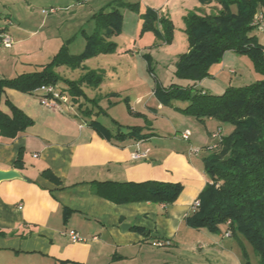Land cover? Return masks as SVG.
<instances>
[{"label": "crops", "instance_id": "0c3cea01", "mask_svg": "<svg viewBox=\"0 0 264 264\" xmlns=\"http://www.w3.org/2000/svg\"><path fill=\"white\" fill-rule=\"evenodd\" d=\"M233 72L216 64L210 69V79L228 88ZM8 91L2 109L10 114L4 104ZM14 96L11 100L34 125L12 141L0 138V170H16L22 176L0 183V231L4 232L0 234V264H181L182 253L187 264H213L211 247L217 241L195 239L197 230L188 226L186 217L212 183L199 162V151L207 141L220 140L211 137L222 128L220 123L199 121L205 134L193 135L187 128L192 135L184 140L186 147L154 145L159 135L153 123L144 131L152 134L149 138L108 139L81 116L69 95L68 103L57 108L42 105L35 94ZM146 107L155 117L165 108L158 101ZM108 130L116 134L118 127ZM21 150L23 168L16 169ZM136 154L146 157L136 159ZM47 170L59 184L43 176ZM145 182L180 184L183 191L168 206L114 200L130 196L126 185ZM99 184H105L99 188L112 198L96 193ZM70 231L82 241L72 242L66 235ZM158 242L165 245L160 247Z\"/></svg>", "mask_w": 264, "mask_h": 264}, {"label": "trees", "instance_id": "16d2710c", "mask_svg": "<svg viewBox=\"0 0 264 264\" xmlns=\"http://www.w3.org/2000/svg\"><path fill=\"white\" fill-rule=\"evenodd\" d=\"M199 1L202 5L215 7V10L193 13L185 19L188 51L179 57L176 74L188 84H173L169 88L155 90L154 94L161 106L172 108L186 117L200 122L212 119L232 127L229 134L221 136L213 153L202 160L204 171L212 183H208L201 192L200 206L186 217V223L195 230L206 229L211 233H217L221 225L228 224L233 234L240 232L246 237L258 255L259 263L264 264V47L252 35L253 18L259 10L264 11V0ZM120 8L138 12L137 4L120 2L102 9L95 16L94 33L87 37L84 53L74 56L67 47H63L42 71L13 79H0V138L12 141L34 125L33 119L8 99L4 104L10 114L2 109L6 90L32 95L42 86L58 84L61 77L55 68L66 66L79 70L93 57L116 53L118 44L112 39L122 33L124 24ZM141 18L142 32L159 34L157 26L170 30L168 22L156 11L148 9ZM0 32L4 33V29ZM170 36L166 38L167 43L172 41V34ZM230 51L249 56L263 78L247 86H229L221 95L208 94L199 89L198 84L211 77V67L220 64ZM102 82L100 72L90 71L77 81H65L68 88L63 89L68 91L72 100L79 101L86 97L84 85L96 87ZM175 101L187 105L185 108L175 107ZM84 114L86 118H92L90 112ZM150 124L147 121L145 126L129 127L127 131H122L118 126L116 134H113L101 123L93 119L89 122L102 137L118 140L149 138L152 134H145L144 131L150 128ZM23 154V150L18 154L14 164L16 169L23 168ZM43 176L56 184L60 183L49 170L44 171ZM104 185L99 184L96 193L112 198L99 188ZM126 186L130 188V196L126 200H114L119 203L143 201L168 206L174 204L183 191L180 184L162 182ZM0 234L4 232L0 231Z\"/></svg>", "mask_w": 264, "mask_h": 264}, {"label": "rangeland", "instance_id": "374dc122", "mask_svg": "<svg viewBox=\"0 0 264 264\" xmlns=\"http://www.w3.org/2000/svg\"><path fill=\"white\" fill-rule=\"evenodd\" d=\"M116 2L137 4L138 7L137 13L120 8L124 24L122 33L112 39L118 44L116 53L93 57L79 70L66 66L55 68L61 77L55 86L57 89L68 88L65 81H77L90 71L100 72L103 79L100 85H84L86 97L79 101L71 99L87 122L93 119L108 129L119 126L122 131H127L129 127L145 126L148 121L150 126L153 123L154 131L159 135L154 145L186 147V141L182 139V134L188 131L186 129H190L193 135L205 134V126L168 107L155 117L146 105L157 104L158 98L154 94L157 89L169 88L173 84L187 86L188 83L176 74L179 57L188 51L185 19L193 13L215 10L211 5H202L199 0H0V30H6L0 32V37L7 35L13 40L11 47H0V79L42 71L63 47L74 56L84 53L87 37L94 33L95 16ZM148 9L163 16L172 31L157 26L159 34L142 32L141 15ZM171 34L172 41L167 43L166 38ZM252 35L264 47V34L254 29ZM221 63L226 71H234L231 73L233 87L251 85L263 78L245 54L230 51ZM202 84L199 89L212 95H221L227 89L210 78ZM13 94L18 99L29 98L28 94L10 90L8 100L14 105ZM174 105L185 108L187 104L175 101ZM85 112H90L92 118H86ZM219 129L221 135H227L232 127L222 125ZM217 131L211 134L212 138ZM219 142L207 141L206 148L198 150L201 153L199 162L211 155L213 146ZM228 226L221 225L217 233L206 229L194 231L197 240L217 241L218 244L211 247L214 249L210 258L213 264H260L252 244L240 232L233 234ZM187 261L182 253L180 263L187 264Z\"/></svg>", "mask_w": 264, "mask_h": 264}, {"label": "built area", "instance_id": "2783aa9c", "mask_svg": "<svg viewBox=\"0 0 264 264\" xmlns=\"http://www.w3.org/2000/svg\"><path fill=\"white\" fill-rule=\"evenodd\" d=\"M254 29L260 33L264 34V11L259 10L254 18L252 23ZM13 44V40L7 36L4 35L3 37H0V47H11ZM35 95H37L40 98V102L42 105L49 107V108H57L61 103H68L69 97L66 93L61 91L60 89H57L56 86H42L38 88L35 92ZM221 129H218L217 133L213 135L214 139H220L221 138ZM191 136V133L189 131H186L182 134V139L189 140ZM213 148H216L213 147ZM198 153V150L196 151ZM141 157H146V154H136L134 158L139 159ZM200 206L199 200L195 202L193 206V210L197 209ZM70 240L74 243L81 242L82 239L80 236L74 232L70 231L66 234ZM158 246L163 247L165 244L163 242H158Z\"/></svg>", "mask_w": 264, "mask_h": 264}, {"label": "water", "instance_id": "95a60500", "mask_svg": "<svg viewBox=\"0 0 264 264\" xmlns=\"http://www.w3.org/2000/svg\"><path fill=\"white\" fill-rule=\"evenodd\" d=\"M22 178L21 174L16 170L2 171L0 170V183L12 179ZM125 226H123V229Z\"/></svg>", "mask_w": 264, "mask_h": 264}]
</instances>
